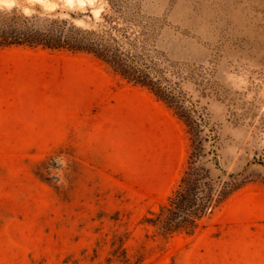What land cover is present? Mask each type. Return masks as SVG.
Wrapping results in <instances>:
<instances>
[{
    "label": "rangeland",
    "instance_id": "obj_1",
    "mask_svg": "<svg viewBox=\"0 0 264 264\" xmlns=\"http://www.w3.org/2000/svg\"><path fill=\"white\" fill-rule=\"evenodd\" d=\"M6 1L84 29L112 14L106 0ZM139 2L119 24L161 95L91 53L0 49V264H264V0ZM201 141L204 166L244 184L193 235H161L144 218Z\"/></svg>",
    "mask_w": 264,
    "mask_h": 264
},
{
    "label": "trees",
    "instance_id": "obj_2",
    "mask_svg": "<svg viewBox=\"0 0 264 264\" xmlns=\"http://www.w3.org/2000/svg\"><path fill=\"white\" fill-rule=\"evenodd\" d=\"M106 1V9L112 14L104 15V28L100 30L84 29L62 18L24 15L15 7L0 10V49L40 46L49 50L91 53L127 82L150 87L161 95L163 90L160 91L158 87L155 89L154 85L160 81L158 69L154 64L146 62L145 55L139 50L143 46L137 44L138 39L130 38L125 27L119 24L122 16L127 24V20L136 17L140 8L139 0ZM152 73L157 77L155 81L150 79ZM202 145L201 141L191 146L188 165L178 183L166 201L144 218V222L161 235H193L204 227L205 219L214 209L244 184V178L239 173L221 170V173L213 175L210 168L204 166L206 162H202L210 152H204ZM46 173L45 168L36 171L42 179H46ZM132 264H141V259L136 256Z\"/></svg>",
    "mask_w": 264,
    "mask_h": 264
},
{
    "label": "bare ground",
    "instance_id": "obj_3",
    "mask_svg": "<svg viewBox=\"0 0 264 264\" xmlns=\"http://www.w3.org/2000/svg\"><path fill=\"white\" fill-rule=\"evenodd\" d=\"M2 1H4L5 3L7 2L6 0H2Z\"/></svg>",
    "mask_w": 264,
    "mask_h": 264
}]
</instances>
